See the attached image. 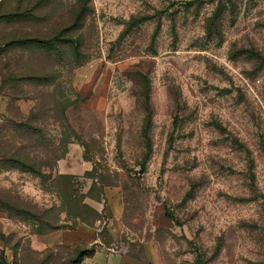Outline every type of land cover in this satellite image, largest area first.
Masks as SVG:
<instances>
[{
    "label": "rangeland",
    "instance_id": "1",
    "mask_svg": "<svg viewBox=\"0 0 264 264\" xmlns=\"http://www.w3.org/2000/svg\"><path fill=\"white\" fill-rule=\"evenodd\" d=\"M21 2L42 19L0 18V264H264V0L0 16ZM64 29L60 57L14 43Z\"/></svg>",
    "mask_w": 264,
    "mask_h": 264
},
{
    "label": "trees",
    "instance_id": "2",
    "mask_svg": "<svg viewBox=\"0 0 264 264\" xmlns=\"http://www.w3.org/2000/svg\"><path fill=\"white\" fill-rule=\"evenodd\" d=\"M25 2H21V8L15 13H10L8 15L0 16L2 20H8V23H20V22H32V21H40L42 19L40 14H36V9L39 8H30L26 11H22V7ZM88 3V2H87ZM89 9L88 7L82 3V5L79 7V10L76 12L75 22L71 25L70 31H75L83 26V21L85 20L86 16L88 15ZM67 29H64L60 32H58L56 35H53L52 37H49V39H24L15 41V44H18V47H29L30 49H36L37 51L43 52L47 56H56L60 57L64 53L65 47H73L74 46V40L71 37H68L70 33H66ZM28 81L35 84H41L42 86H50L53 84V77L52 75H46V76H39V77H29ZM22 162V161H21ZM19 162L20 165L19 168H22L23 170H32L31 167ZM95 251H92V254H94ZM86 257H89V253L86 250L81 251L78 256L77 260H84Z\"/></svg>",
    "mask_w": 264,
    "mask_h": 264
},
{
    "label": "crops",
    "instance_id": "3",
    "mask_svg": "<svg viewBox=\"0 0 264 264\" xmlns=\"http://www.w3.org/2000/svg\"><path fill=\"white\" fill-rule=\"evenodd\" d=\"M1 248V247H0Z\"/></svg>",
    "mask_w": 264,
    "mask_h": 264
}]
</instances>
